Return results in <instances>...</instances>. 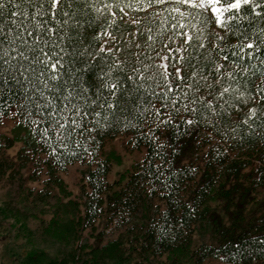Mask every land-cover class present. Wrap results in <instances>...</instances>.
Wrapping results in <instances>:
<instances>
[{
    "label": "trees",
    "instance_id": "obj_1",
    "mask_svg": "<svg viewBox=\"0 0 264 264\" xmlns=\"http://www.w3.org/2000/svg\"><path fill=\"white\" fill-rule=\"evenodd\" d=\"M16 2L19 9L9 5L0 16V57L13 65L17 49L30 56L35 37L64 25L59 35L74 57L92 54L83 56L93 61L84 75L89 85L101 55V64L123 66L128 75L133 66L140 70L111 108L86 100L69 104L31 74L33 86L5 84L0 73V155L23 143L19 158L32 163V178L43 184L39 201L51 210L45 233L70 252L58 258L26 249L21 264H264V213L247 228L243 213L255 190L264 195V0L225 13L223 24L209 10L178 0H151L152 7L149 0H56L51 12L39 0ZM16 11L26 15L11 16ZM12 114L10 137L2 128ZM53 116L63 127L49 123ZM123 136L143 156L115 190L109 176L120 159L106 146ZM188 157L196 162L185 163ZM75 164L85 168V187L79 200L64 201L69 194L61 175ZM247 169L252 176L244 186ZM219 200L229 226L211 210ZM103 218L96 236L102 244L93 246ZM203 224L215 244L194 247Z\"/></svg>",
    "mask_w": 264,
    "mask_h": 264
},
{
    "label": "rangeland",
    "instance_id": "obj_2",
    "mask_svg": "<svg viewBox=\"0 0 264 264\" xmlns=\"http://www.w3.org/2000/svg\"><path fill=\"white\" fill-rule=\"evenodd\" d=\"M214 14V13H213ZM215 15V14H214ZM219 33L221 31L217 29ZM14 115L4 120L2 133L13 137L12 131L15 127ZM23 148L21 141L14 142L13 146L6 149L0 155V264H21L26 249L36 248L47 250L51 255L58 258H67L70 252L64 245L53 241L45 233V229L52 217L51 210L46 204L39 201L37 193L42 190L43 184L32 178V163H24L19 155ZM106 153L112 154L120 159V162L113 166L109 176L111 184H117V190L126 183L127 177L132 171L134 164L141 160L142 151H134L128 145L127 137H119L106 146ZM197 164L202 165L203 154ZM185 163H194L193 157L184 160ZM85 168L81 164L71 166L67 173L62 174L65 189L69 196L61 197L64 201L70 199L79 200L84 185ZM252 176L251 169L244 171L241 183L248 186L247 178ZM55 196H60L59 191H55ZM252 200L246 202L243 213L249 225L257 223L264 213V195L261 190L252 193ZM56 199L50 200L55 203ZM224 201L219 200L211 204V210L223 218V222L229 226V220L223 209ZM105 219H101L97 224L95 238L90 239L93 246H100L102 242L96 240L102 230ZM203 235V238H201ZM108 239H105L107 241ZM201 241L208 244H215L213 234L208 225L203 224L194 237V247ZM207 264H226L214 261Z\"/></svg>",
    "mask_w": 264,
    "mask_h": 264
},
{
    "label": "snow or ice",
    "instance_id": "obj_3",
    "mask_svg": "<svg viewBox=\"0 0 264 264\" xmlns=\"http://www.w3.org/2000/svg\"><path fill=\"white\" fill-rule=\"evenodd\" d=\"M26 3L32 4L33 0H25ZM40 4L47 3L49 5V12L56 8V0H39ZM181 6H187L191 4L193 8H198L201 10H209L211 13L215 14L216 21L223 24L224 14H234L238 13L244 5L249 4V0H178ZM9 5H13L19 9V3L16 0H0V16L3 15V9L7 8ZM35 6V5H34ZM149 7H152L151 0H149ZM174 11L181 14V8L176 7ZM48 14V13H38ZM26 15V13H21L19 11L11 13V16H21ZM68 16V13H64ZM55 13H52V19H55ZM71 19V17H69ZM229 19H232V15H229ZM16 24L17 28L21 25L17 24L16 20L12 21ZM67 21H65V25ZM40 27L41 25H37ZM64 30V25L61 29L57 30L52 27L45 29L46 38L35 37L37 45L35 48H28L31 53L30 56L25 55V51L16 50V64L13 65L8 59L7 55L0 57V62H2L3 67H0V73L4 75V83L7 84L9 80L15 81L20 84L23 80L29 86H33V81L31 76H35L37 81L41 83L45 89L48 90L50 94H61L63 99L69 104L73 100H86L90 104L96 103L98 107H108L113 106V101L116 105H119V93L127 94L128 84L131 82L133 85L136 84L134 79L140 72L139 69L134 66L131 69V75L124 73L123 66H118L116 64L105 63L101 64L103 59L102 55L100 60L96 61L98 65L97 79L94 85H89L84 79L85 73L88 68L93 63L92 59H83L84 55L91 57L92 54L85 50L84 53L77 52L75 57L72 52L69 51L67 47L64 46V38L59 35V32ZM27 31V29H25ZM30 36L33 33H28ZM43 45L41 47L40 45ZM47 49V51H45ZM103 49H100V53H103ZM26 62V63H25ZM188 67L191 68V62H187ZM79 65V67L77 66ZM158 70V69H157ZM176 74L181 72V68L178 66L174 69ZM122 74L126 79H122ZM94 91H91L92 89ZM227 91V89H225ZM91 92V96H90ZM195 103V102H194ZM185 110L189 113L197 111L196 108H191L185 105ZM76 105H73V112H76ZM95 111V109H93ZM97 115L99 112L96 113ZM179 116V111L176 113ZM194 121L189 119L188 124H192ZM50 124L55 123L60 127L63 125L56 119L55 116L49 121ZM74 124L75 121L73 120Z\"/></svg>",
    "mask_w": 264,
    "mask_h": 264
}]
</instances>
